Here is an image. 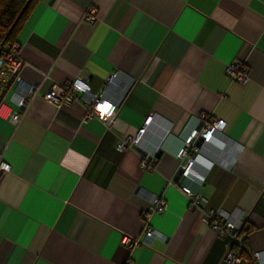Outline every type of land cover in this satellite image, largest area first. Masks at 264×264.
Here are the masks:
<instances>
[{
	"label": "crops",
	"instance_id": "obj_1",
	"mask_svg": "<svg viewBox=\"0 0 264 264\" xmlns=\"http://www.w3.org/2000/svg\"><path fill=\"white\" fill-rule=\"evenodd\" d=\"M90 7L93 24L83 21ZM15 43L18 76L35 90L12 124V78L0 72V162L10 166L0 174V264H220L228 240L188 209L180 185L242 224L246 250L264 255V0H39ZM233 59L248 70L244 84L225 76ZM115 72L130 85L111 125L87 118L82 99L44 98L80 77L97 94ZM200 114L223 120L228 140L201 148L212 162L202 186L177 178L186 160L175 157ZM148 117L161 155L145 170L135 148L115 146ZM155 196L166 208L146 225ZM146 228L156 231L147 244L123 243Z\"/></svg>",
	"mask_w": 264,
	"mask_h": 264
},
{
	"label": "built area",
	"instance_id": "obj_2",
	"mask_svg": "<svg viewBox=\"0 0 264 264\" xmlns=\"http://www.w3.org/2000/svg\"><path fill=\"white\" fill-rule=\"evenodd\" d=\"M83 21L93 24L96 21V11L93 7L87 8ZM25 65L19 55V46L14 42L10 44L0 45V72H4L11 76L10 84V105H6L8 111L6 113L7 120L12 124H17L21 117V110L30 101L34 94V86L27 84L22 80L18 73ZM225 76L234 83L244 84L249 79L247 68L239 59H233L224 69ZM44 77H47L46 74ZM118 74L115 72L107 79V86L97 93L93 94L88 89L87 82L82 78H76L72 81L54 84V86L45 94L44 98L57 106L69 105L72 102L83 100L86 117L96 118L100 121L111 125L114 120V114L119 107L127 89L121 88L116 82ZM110 90L111 96L106 92ZM110 106L105 109V106ZM151 124V117H148L143 126L138 130L137 134L131 138L126 137L116 144L118 151L127 148H135L141 158V167L150 170L156 162V149L147 140V130ZM225 122L220 119L206 120L204 114L198 117V125L193 128L182 142V146L176 154L177 160H186L180 167V178L191 179L198 186H202L206 173L212 166V162L204 157L200 150L203 146H210L217 151H222L227 146L228 140L224 138ZM202 140L199 148L195 147V142ZM149 144V145H148ZM194 150L193 152L191 150ZM198 168V170H197ZM10 166L4 162H0V174L8 172ZM181 192L185 195L188 202V209L201 210L203 213V222L207 227L213 230L219 238H226L230 245L220 264H264V255L260 252H248L245 248V236L242 233L243 226L240 223L232 221L228 213L220 209L207 208L202 209L205 200L191 187L187 185L179 186ZM166 208V201L162 197L155 196L151 199V203L147 210L142 212L141 216L146 225L152 215L162 214ZM156 237V231L150 228L145 229L143 240L125 238L124 242L129 248L140 244H147ZM130 264V263H127Z\"/></svg>",
	"mask_w": 264,
	"mask_h": 264
},
{
	"label": "trees",
	"instance_id": "obj_3",
	"mask_svg": "<svg viewBox=\"0 0 264 264\" xmlns=\"http://www.w3.org/2000/svg\"><path fill=\"white\" fill-rule=\"evenodd\" d=\"M27 1L28 0H0V45L15 42L18 32L23 27L39 0H30L24 8ZM21 11V15L16 20ZM244 233L246 234L247 231Z\"/></svg>",
	"mask_w": 264,
	"mask_h": 264
},
{
	"label": "water",
	"instance_id": "obj_4",
	"mask_svg": "<svg viewBox=\"0 0 264 264\" xmlns=\"http://www.w3.org/2000/svg\"><path fill=\"white\" fill-rule=\"evenodd\" d=\"M30 0H28L24 6V8L27 6V4L29 3ZM23 8V10H24ZM22 10V11H23ZM22 11L20 12V14L17 16L16 20L19 18V16L21 15ZM201 143H202V140L199 139L196 143H195V147L199 148L201 146ZM161 155V152L159 151L158 153H156V158L159 157ZM180 174L181 172L179 171L178 175H177V178L179 179L180 178ZM229 249V248H228Z\"/></svg>",
	"mask_w": 264,
	"mask_h": 264
},
{
	"label": "snow or ice",
	"instance_id": "obj_5",
	"mask_svg": "<svg viewBox=\"0 0 264 264\" xmlns=\"http://www.w3.org/2000/svg\"><path fill=\"white\" fill-rule=\"evenodd\" d=\"M108 107H110V106H107V105H106V106H105V109L107 110Z\"/></svg>",
	"mask_w": 264,
	"mask_h": 264
}]
</instances>
